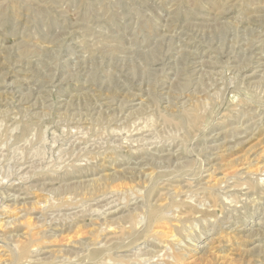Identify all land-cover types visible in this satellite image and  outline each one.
Masks as SVG:
<instances>
[{
	"label": "rangeland",
	"instance_id": "1",
	"mask_svg": "<svg viewBox=\"0 0 264 264\" xmlns=\"http://www.w3.org/2000/svg\"><path fill=\"white\" fill-rule=\"evenodd\" d=\"M0 225V264H264V0H0Z\"/></svg>",
	"mask_w": 264,
	"mask_h": 264
},
{
	"label": "bare ground",
	"instance_id": "2",
	"mask_svg": "<svg viewBox=\"0 0 264 264\" xmlns=\"http://www.w3.org/2000/svg\"><path fill=\"white\" fill-rule=\"evenodd\" d=\"M177 198V197H176ZM10 199V198H9ZM1 226V225H0ZM4 227V226H3Z\"/></svg>",
	"mask_w": 264,
	"mask_h": 264
}]
</instances>
